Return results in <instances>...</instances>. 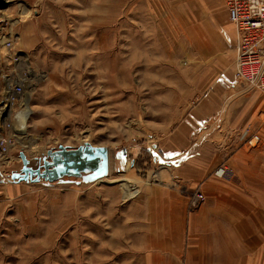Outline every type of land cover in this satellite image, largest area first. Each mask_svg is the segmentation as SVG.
I'll use <instances>...</instances> for the list:
<instances>
[{
	"label": "rangeland",
	"instance_id": "1",
	"mask_svg": "<svg viewBox=\"0 0 264 264\" xmlns=\"http://www.w3.org/2000/svg\"><path fill=\"white\" fill-rule=\"evenodd\" d=\"M198 1L0 0V142H7L6 151L0 146V264L226 260L221 245H204V222L194 215L201 205L190 204L199 184L180 178L179 166L208 138L223 143L225 159L242 148L259 167L264 98L233 69L208 67L199 38L207 14ZM10 79L22 93L1 112ZM209 93L220 99L216 115L195 123L189 111ZM24 108L20 134L13 120ZM179 126L188 140L170 148ZM246 127L259 136L255 148L239 140ZM76 151L94 165L54 164ZM228 160L213 176L224 192L217 221L230 238L235 228L248 233L245 213L230 223L236 196L251 216L264 217V174ZM52 169L57 178L49 180ZM131 180L137 193L127 195ZM242 244L233 261L238 253L240 264H264L262 243Z\"/></svg>",
	"mask_w": 264,
	"mask_h": 264
},
{
	"label": "crops",
	"instance_id": "2",
	"mask_svg": "<svg viewBox=\"0 0 264 264\" xmlns=\"http://www.w3.org/2000/svg\"><path fill=\"white\" fill-rule=\"evenodd\" d=\"M194 1V0H192ZM198 1V0H196ZM200 4L202 3V6L204 7V10L207 14V21L203 25V28L205 30V35L202 37H199L200 39H203V52L206 55H203L205 58H208L209 62L208 67L210 69H216L220 67L221 69L232 71L233 69V42H234V31L231 28V24L228 20L227 13L225 11V8L223 6V0L221 1V7H218L219 3L218 0H199ZM194 3V2H193ZM192 3V4H193ZM191 6V4H190ZM204 16V15H203ZM211 16V17H210ZM198 35V34H197ZM199 36V35H198ZM229 48L232 49L231 52L228 51ZM216 73V71H215ZM207 76L211 75L209 72L206 74ZM220 105V99L216 95L213 94H206L198 99V103L193 106V108L189 111V114H191V117H195L196 120H199V122L195 121V123H200V120L203 119L204 121L212 118V116L215 114L219 108ZM186 118V116H184ZM181 122H179L178 125H182ZM190 124L193 125V119L190 120ZM250 126V125H248ZM222 129H215L214 133L221 134ZM184 131L181 130V126L176 127L173 132L170 134L172 135L167 141L170 142L169 147L173 148L171 146V141L176 143H181L180 141L187 138V134L185 135L183 133ZM188 140V138H187ZM191 140V139H189ZM215 144L211 142L208 138L204 139V141L201 142L200 146L198 147V156H194L193 158L189 159L187 162H184L179 170V176L183 180H188L187 182L191 184H199V190L203 195L206 196L205 200L200 204V208L198 211L194 214L196 217L200 218L201 221H203V236L206 238L204 240V245L209 244H216L222 246V253L225 254L224 246L225 242H228L231 244V242H234L233 246L239 243L240 238L238 237V233L242 234V243H257L260 247V243L264 245V217H261L260 215L257 216H251L250 213H253L254 209L251 208L249 204H247L244 208L240 207L236 196L235 205H232L230 207L231 215L229 217L230 223L234 220L233 215L239 216L240 213H245L247 218V228L248 233L244 236V234L238 230V228H235L232 231L231 237H226L227 232L223 231V228L219 224L218 217L221 216L224 212L221 208H218L220 205V201L223 200L224 192L222 189V183L218 181L215 176H213V173L216 169H218L221 164L224 163L225 160L229 159V161L236 160L235 164L237 166L239 164H253V154H245L244 151L240 150V148L236 154L232 157H227V152H224V149L222 148V142H217L214 140ZM192 142V141H191ZM225 154V156H224ZM264 155V153H262ZM233 161V162H234ZM227 162V163H228ZM257 163L260 165L259 167L255 166V163L252 166V169L258 173V174H264V158H262V162L257 161ZM227 171V168L224 169ZM221 172H217V174H221ZM261 179V176L259 177L258 181L259 183ZM189 180L193 181L194 183L189 182ZM160 196H166L168 199L173 195L174 197L177 196L175 192L172 194L169 191H161L158 190ZM166 193V194H165ZM219 199H221L219 201ZM153 203H156L154 201ZM161 201H159V204ZM162 204V203H161ZM177 206V205H174ZM175 211H179L175 209ZM228 212V211H227ZM228 220V218H226ZM215 223L218 225L219 230L217 232H214L211 225ZM252 227H251V226ZM256 226V227H255ZM243 230V229H242ZM238 231V232H237ZM224 232V235H222ZM250 232H252V235L249 236ZM255 234V235H254ZM262 236V238H261ZM236 243V244H235ZM215 245V246H216ZM213 248L208 249V252H213ZM247 253L253 254V252L249 249ZM226 255V254H225ZM244 255V254H243ZM241 255V256H243ZM233 256H235L237 259H239V254L235 253ZM227 257V256H226Z\"/></svg>",
	"mask_w": 264,
	"mask_h": 264
},
{
	"label": "built area",
	"instance_id": "3",
	"mask_svg": "<svg viewBox=\"0 0 264 264\" xmlns=\"http://www.w3.org/2000/svg\"><path fill=\"white\" fill-rule=\"evenodd\" d=\"M223 6L234 31L233 75L247 88L262 93L264 98V0H223ZM15 81L10 79L7 85L1 112L16 105L20 99L22 84ZM243 139L250 148L259 142V136L250 127H246L239 138ZM6 143L5 140L0 142L3 152ZM203 201V194L196 192L190 204L196 206Z\"/></svg>",
	"mask_w": 264,
	"mask_h": 264
},
{
	"label": "bare ground",
	"instance_id": "4",
	"mask_svg": "<svg viewBox=\"0 0 264 264\" xmlns=\"http://www.w3.org/2000/svg\"><path fill=\"white\" fill-rule=\"evenodd\" d=\"M201 5V4H200ZM203 12H206L205 10H203V9H201ZM205 31V30H204ZM202 32H203V30H202ZM233 61H234V57H233ZM27 113H28V109L27 108H24V109H22V111L20 112V113H18V114H16V116L14 117V122H15V124H17L18 126H20V128H19V130L18 131H16V132H19L20 134H23V132H22V130H23V128H24V125H25V122H26V120H27ZM21 131V132H20ZM16 135H18V134H16ZM258 144V143H257ZM248 148V147H247ZM255 148V147H254ZM249 149V148H248ZM129 170H131V168L129 169ZM129 170H127V172L129 171ZM129 174H130V171H129ZM168 177H169V175H168ZM126 178H131V176L130 175H126ZM136 178V177H135ZM156 178H158V175H156ZM133 179V178H132ZM125 180V179H124ZM134 180V179H133ZM138 183V182H137ZM125 189H126V193H127V195L128 194H136L137 193V189H136V185H135V183L131 180V181H129L128 182V184L126 185V187H125ZM213 229H217L216 227H213ZM238 232V231H237ZM242 232V231H241ZM243 234H244V232H242ZM227 237V236H226ZM238 237L240 238V240H239V243L238 244H236L235 246H233V244H234V242H231V244H229L228 242H225V246H224V251H225V254H226V260H224L223 261V263L222 264H240V261L238 260V259H235L236 260V262H235V260L233 261V258L234 257H231V256H229V255H231L232 253H234V252H236V251H238V250H240L241 251V248L242 247H245L243 244H242V234H240V233H238ZM254 243V242H253ZM259 252H260V254L262 253V252H264V248H261L260 250H259Z\"/></svg>",
	"mask_w": 264,
	"mask_h": 264
},
{
	"label": "water",
	"instance_id": "5",
	"mask_svg": "<svg viewBox=\"0 0 264 264\" xmlns=\"http://www.w3.org/2000/svg\"><path fill=\"white\" fill-rule=\"evenodd\" d=\"M62 158H64L65 162H67V163L80 162L85 168H88V169H90L91 166L94 165V163L92 161H87L84 158L81 159L79 151H76L74 155L62 154L61 156H55L54 160H53L54 164L59 163L62 160ZM47 175H48L49 180H54L57 178V172L54 169L47 171ZM18 180L22 181V180H24V178H19Z\"/></svg>",
	"mask_w": 264,
	"mask_h": 264
}]
</instances>
